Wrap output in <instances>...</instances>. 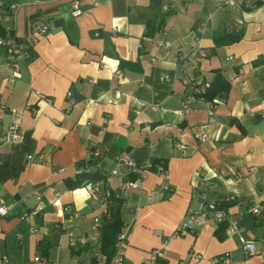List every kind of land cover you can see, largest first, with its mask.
I'll use <instances>...</instances> for the list:
<instances>
[{"label": "crops", "instance_id": "crops-1", "mask_svg": "<svg viewBox=\"0 0 264 264\" xmlns=\"http://www.w3.org/2000/svg\"><path fill=\"white\" fill-rule=\"evenodd\" d=\"M10 1L19 10L13 25L0 19V38L34 41V58L10 84L8 55L0 49V131L19 113L24 133L21 145L0 147V198L12 208L0 219V264L81 263L84 255L69 247L66 232L90 236L104 209L83 187L70 191L65 183L90 169L120 202L126 264H142L153 249L165 251L163 264L189 261L192 254L202 260L191 264L220 257H229L228 264H264V0H224L222 6L78 0V18L71 16L72 0ZM206 20V57L195 75L211 84L218 72L229 92L216 102L215 124L200 142L208 107L198 103L182 113L186 89L177 56L194 46ZM33 25L49 31L37 35ZM72 90L76 100L69 106ZM120 153L139 164H162L165 173H151L142 192L122 190L133 177L125 169L111 175ZM203 200L225 202L240 232L227 235L226 221L205 217L193 226L195 234L168 238L199 213ZM255 205L257 215L250 213ZM67 206L78 214L71 224ZM36 208L41 215L20 218ZM241 239L254 244L255 255L243 252Z\"/></svg>", "mask_w": 264, "mask_h": 264}, {"label": "built area", "instance_id": "built-area-1", "mask_svg": "<svg viewBox=\"0 0 264 264\" xmlns=\"http://www.w3.org/2000/svg\"><path fill=\"white\" fill-rule=\"evenodd\" d=\"M215 5L222 6L226 3L224 0H212ZM243 0H239L240 4ZM232 6L236 7L237 3L232 2ZM19 10V5L11 2L10 0H0V19L3 24L13 25L15 16ZM182 12V11H181ZM82 15L80 9V3L78 0H72L71 2V16L73 18H78ZM33 30L37 35L43 36L48 33L49 28L45 25H33ZM209 33L208 20L201 23L198 34L194 39V46L188 51L178 54V72L181 78V82L186 89L185 97L182 101V113L189 114L193 111L194 107L198 103H203L208 107L209 119L207 124L201 128L202 132L197 136L200 142H205L208 140V135L206 130L211 125L215 124L214 119V106L216 102H208L206 100V94L209 91L211 84L207 81L201 79V77L196 76L195 72L198 67L200 60L206 57L205 51L201 48L202 39ZM95 36H98L97 34ZM33 42H24L15 38L2 39L0 38V49L6 51L8 55V67L11 71V76L9 83L13 84L16 80L21 78V64L29 63L33 60ZM162 47V44L158 45ZM119 81H122L120 74L117 75ZM39 99L50 103L45 97L39 95ZM67 103L69 106L75 104V99L73 98L72 91H69L66 96ZM34 114V111H31ZM14 120L11 125L0 131V147L4 146H18L24 141V133L22 131V117L21 114L15 113ZM178 148L182 149L180 145ZM94 158L98 157V154L93 155ZM28 160H32V157H28ZM41 162V159H39ZM125 169L129 175L133 177L122 190H136L139 192L143 191L144 183L148 176L155 172L164 174V167L161 165H156L153 163L139 164L135 162L127 153H120L115 161V168L111 172L112 176H119L121 170ZM92 173V170H81L77 176L83 173ZM83 189L88 193L89 197L98 203L103 209L104 213L100 218H96L93 223L92 233L90 236H79L72 230H67L68 244L71 249L84 255L80 264H126L125 259V245L127 240V228L121 229L120 234L114 243V254L111 257L105 255L102 251L101 233L100 229L102 227V222L104 219H109L106 212V206L108 200L111 197L110 192L107 189H103L98 182H88L83 186ZM164 191H169L167 187H163ZM170 192V191H169ZM37 201L41 198L38 194H35ZM221 202L208 203L206 201H201L199 204V213L197 215L188 217L184 219L179 226L176 228L174 233L168 238H185L188 235L194 233L193 226L200 223L202 218L211 217L218 223L227 222L228 226L226 228L227 235H236L240 231L236 227V223L229 219L226 214V210L220 207ZM11 206L8 205L4 200L0 198V219L7 218L11 212ZM40 208H36L30 212H23L20 216L22 220L29 219L31 217H36L41 215ZM260 206L255 205L250 213L253 215L259 214ZM64 213L66 215L67 223H74L78 219V214L73 212L70 206L64 208ZM37 230L33 229V233ZM195 234V233H194ZM158 236V233H155ZM243 252L247 256L255 255V246L252 242L241 239ZM165 251L159 249H153L147 256V258L142 262V264H163L165 259ZM202 257L198 254H192L189 261H181L179 264H191L192 262H201ZM229 257H220L211 259L209 264H228ZM40 257L34 259L35 263L40 262Z\"/></svg>", "mask_w": 264, "mask_h": 264}, {"label": "trees", "instance_id": "trees-1", "mask_svg": "<svg viewBox=\"0 0 264 264\" xmlns=\"http://www.w3.org/2000/svg\"><path fill=\"white\" fill-rule=\"evenodd\" d=\"M148 30V28H147ZM239 36H235L232 38L231 43L239 40ZM229 92V84L223 80L220 73H215V80L211 83V87L206 94V100L208 102H217L219 100H223L227 97ZM73 93V90H72ZM76 95L73 93V98L76 100ZM156 164V163H154ZM161 165L162 164H156ZM164 167V166H163ZM165 168V167H164ZM133 180V178L131 179ZM101 179L96 175H92L91 173H83L76 177L73 181H67L65 186L70 191L82 188L88 182H99ZM227 204L225 202H221L220 207L225 209ZM106 212L109 216V219H104L102 222V227L100 229L101 233V242H102V251L108 257L113 256L114 254V243L120 231L125 226L121 220L120 215V202L115 198L110 197L108 200V204L106 206Z\"/></svg>", "mask_w": 264, "mask_h": 264}]
</instances>
